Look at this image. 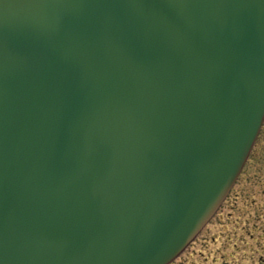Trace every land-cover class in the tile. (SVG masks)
Here are the masks:
<instances>
[{"label":"water","instance_id":"water-1","mask_svg":"<svg viewBox=\"0 0 264 264\" xmlns=\"http://www.w3.org/2000/svg\"><path fill=\"white\" fill-rule=\"evenodd\" d=\"M264 123V0H0V264H171Z\"/></svg>","mask_w":264,"mask_h":264},{"label":"rangeland","instance_id":"rangeland-1","mask_svg":"<svg viewBox=\"0 0 264 264\" xmlns=\"http://www.w3.org/2000/svg\"><path fill=\"white\" fill-rule=\"evenodd\" d=\"M171 264H264V123L226 200Z\"/></svg>","mask_w":264,"mask_h":264}]
</instances>
